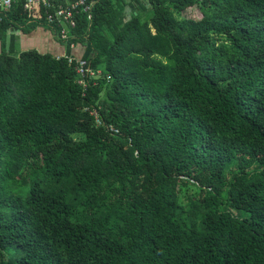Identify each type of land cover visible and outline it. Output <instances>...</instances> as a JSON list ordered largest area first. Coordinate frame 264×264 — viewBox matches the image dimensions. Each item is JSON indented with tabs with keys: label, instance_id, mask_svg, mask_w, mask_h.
I'll use <instances>...</instances> for the list:
<instances>
[{
	"label": "trees",
	"instance_id": "1",
	"mask_svg": "<svg viewBox=\"0 0 264 264\" xmlns=\"http://www.w3.org/2000/svg\"><path fill=\"white\" fill-rule=\"evenodd\" d=\"M46 16L0 8V264H264V0Z\"/></svg>",
	"mask_w": 264,
	"mask_h": 264
},
{
	"label": "built area",
	"instance_id": "2",
	"mask_svg": "<svg viewBox=\"0 0 264 264\" xmlns=\"http://www.w3.org/2000/svg\"><path fill=\"white\" fill-rule=\"evenodd\" d=\"M17 2H22L27 10H34L36 5L44 7L47 14V24H61L63 26L60 31L62 39L67 38L69 27L76 26L74 18L80 9H84L85 12H91L95 5V0H65V2L62 0H0V8L3 10L10 9ZM85 64L84 61L81 62V66H85ZM80 70L83 71L84 68ZM90 74L94 73L90 72ZM97 123H99V120H97ZM114 132L117 131L114 130Z\"/></svg>",
	"mask_w": 264,
	"mask_h": 264
},
{
	"label": "crops",
	"instance_id": "3",
	"mask_svg": "<svg viewBox=\"0 0 264 264\" xmlns=\"http://www.w3.org/2000/svg\"><path fill=\"white\" fill-rule=\"evenodd\" d=\"M18 42H20L22 46V51L35 48L40 52H49L54 56H59L63 53V47L54 41L49 32L43 29H39L28 35L20 34ZM1 45L0 41V50Z\"/></svg>",
	"mask_w": 264,
	"mask_h": 264
},
{
	"label": "rangeland",
	"instance_id": "4",
	"mask_svg": "<svg viewBox=\"0 0 264 264\" xmlns=\"http://www.w3.org/2000/svg\"><path fill=\"white\" fill-rule=\"evenodd\" d=\"M140 8H141L140 15L142 18H146L148 15L151 14V10L148 7H144V8L140 7ZM188 14L194 18H199L201 16L200 12L196 10H189ZM17 50L19 52L22 51V46L20 42H18L17 44Z\"/></svg>",
	"mask_w": 264,
	"mask_h": 264
}]
</instances>
